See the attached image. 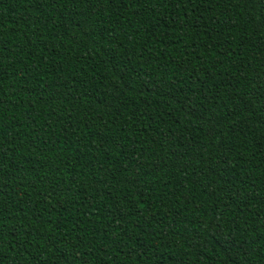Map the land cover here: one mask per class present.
I'll use <instances>...</instances> for the list:
<instances>
[{
	"label": "trees",
	"instance_id": "obj_1",
	"mask_svg": "<svg viewBox=\"0 0 264 264\" xmlns=\"http://www.w3.org/2000/svg\"><path fill=\"white\" fill-rule=\"evenodd\" d=\"M0 264H264V0H0Z\"/></svg>",
	"mask_w": 264,
	"mask_h": 264
}]
</instances>
